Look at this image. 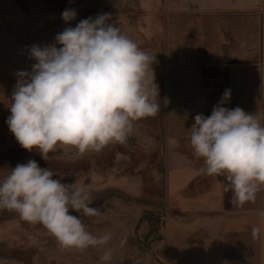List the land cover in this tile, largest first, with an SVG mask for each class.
I'll list each match as a JSON object with an SVG mask.
<instances>
[{"label":"rangeland","instance_id":"rangeland-1","mask_svg":"<svg viewBox=\"0 0 264 264\" xmlns=\"http://www.w3.org/2000/svg\"><path fill=\"white\" fill-rule=\"evenodd\" d=\"M66 9L76 11L67 23L62 19ZM105 13L110 14L109 23L155 57L160 111L135 122L123 144L110 143L101 152L84 155L61 148L45 161L36 150L23 149L6 123L17 73L31 72L36 62L29 58L31 46L54 44L66 27ZM199 18V12L171 11L166 0H0V178L33 159L64 183H87L90 206L100 210L99 216L82 218L87 230L97 236L112 234L105 247L62 250L41 225L0 209V264H169L167 218L187 207L179 190L196 169L188 160L198 165L193 151L179 149L190 129L184 117L189 122L199 110L193 95L198 94L200 65L217 57L208 49L217 41L200 38ZM241 41L245 43L236 40L226 46L245 45ZM169 117L176 136L168 133ZM173 137L178 147L169 150ZM105 248L112 249L108 262L101 259Z\"/></svg>","mask_w":264,"mask_h":264},{"label":"clouds","instance_id":"clouds-1","mask_svg":"<svg viewBox=\"0 0 264 264\" xmlns=\"http://www.w3.org/2000/svg\"><path fill=\"white\" fill-rule=\"evenodd\" d=\"M75 18V9L62 12L66 23ZM109 20L110 14H98L66 27L54 44L31 46L29 58L36 62L31 72L17 73L6 120L23 149L36 150L45 161L67 147L77 155L101 152L125 143L135 122L160 111L155 57ZM230 98L225 89L210 116L194 117L189 141L193 156L203 161L200 173L222 178L223 192H231L239 207L255 202L264 189V124L240 107H225ZM54 177L33 159L17 164L0 178V209L41 225L62 250L107 246L112 234L94 235L82 219L100 215L90 206L88 184ZM259 232L253 228V238ZM101 259L110 261L112 249L105 248Z\"/></svg>","mask_w":264,"mask_h":264},{"label":"crops","instance_id":"crops-1","mask_svg":"<svg viewBox=\"0 0 264 264\" xmlns=\"http://www.w3.org/2000/svg\"><path fill=\"white\" fill-rule=\"evenodd\" d=\"M166 5L173 12H199L200 38L217 41L215 47L208 48L217 57L202 63L197 72L198 94L193 99L198 100L199 110L189 116V122L188 116L184 117L185 127H192L197 114L210 116L225 89L231 90L225 107H240L264 124V0H166ZM236 40H244L240 43L245 45L226 46ZM192 86L197 87L196 83ZM168 119L172 130L175 122ZM174 130L168 133L176 136ZM175 139L169 150L178 147ZM179 149L192 151L189 134L184 135ZM188 162L196 169L189 172L191 178L185 179L179 190L187 207L167 218V262L264 264V189L255 202L237 207L231 203V192H223L222 178L201 174L200 159L195 161L198 165ZM253 228L260 230L256 238Z\"/></svg>","mask_w":264,"mask_h":264}]
</instances>
